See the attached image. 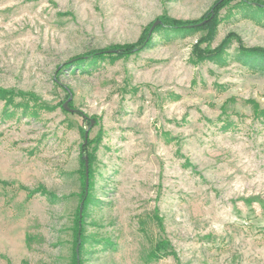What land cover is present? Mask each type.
I'll return each instance as SVG.
<instances>
[{
    "label": "rangeland",
    "instance_id": "rangeland-1",
    "mask_svg": "<svg viewBox=\"0 0 264 264\" xmlns=\"http://www.w3.org/2000/svg\"><path fill=\"white\" fill-rule=\"evenodd\" d=\"M219 1L0 0V88L46 107L0 100V264H264V10Z\"/></svg>",
    "mask_w": 264,
    "mask_h": 264
},
{
    "label": "trees",
    "instance_id": "trees-1",
    "mask_svg": "<svg viewBox=\"0 0 264 264\" xmlns=\"http://www.w3.org/2000/svg\"><path fill=\"white\" fill-rule=\"evenodd\" d=\"M226 2H228V0H220L212 8L211 12L215 15V17L213 18V21L211 22V25L213 26L211 28L212 33L216 30L214 25H217L216 16L219 13L218 10H221ZM245 2L248 5L256 6L258 10H262V11L264 10V1L263 0H245ZM198 22H195V21H179V20H174V19H168L167 20V24H169L168 27L175 29L177 31L178 30L179 31H189L193 27H199L198 24L193 26L195 23H198ZM143 39L144 40L138 44H129V45H121V46L118 45V46L112 47L110 49L111 51H93L87 57L75 58V59L71 60L70 62H68L66 65L67 66L73 65L75 67H79V66H81L82 63L86 62L87 59L95 61V60H105L108 57L116 58V57H122V56L123 57L131 56V55L135 54L136 52L142 50L145 46H147L149 44L150 38L148 39V37H144ZM222 52H223V50H221V49L219 51H214L212 54L210 51H206V54L202 55V57H200L199 60L218 58L222 55ZM243 52H244V54H242V55H244V56L259 55L260 53H262V51H260L259 49H249V50H245ZM28 96H30V97H28ZM18 98H21L23 100L25 99V102L23 101L22 104H20V103L15 104V102ZM0 100L5 101L7 106L13 105L15 107L23 108V114L27 115V116L36 115L37 110L46 108L45 106H43V105L41 106L40 104H38L37 97H35L34 95H27L23 92L15 91L13 89L8 90V89H1L0 88ZM85 148L86 147L84 146L83 150H85ZM87 156L89 157V160H90L89 166L91 167L92 157L90 155H87ZM84 162H85V155H84ZM83 178H85V175L83 176ZM40 192L47 194L45 190H41ZM82 197H84V196H82ZM89 201H90V196H88L84 200V203H83L84 217H85V213H86ZM84 217L82 219V224H81L80 223V217H79V211H78V213L76 214V221L74 222V244H75L76 248H77V246L79 248L78 252H79L80 257L82 255L84 243L87 240L85 235H84ZM165 256H176V253L171 248L168 241H166L164 239H160L154 244V247L151 251V260L158 261ZM77 262H78L77 251H75V253H74V264H77ZM80 264H83L81 259H80Z\"/></svg>",
    "mask_w": 264,
    "mask_h": 264
},
{
    "label": "water",
    "instance_id": "water-1",
    "mask_svg": "<svg viewBox=\"0 0 264 264\" xmlns=\"http://www.w3.org/2000/svg\"><path fill=\"white\" fill-rule=\"evenodd\" d=\"M64 108H65L66 110H70V109L68 108V106H67V103L64 104ZM70 111H73V110H70ZM88 136H89V133L87 132V133H86V141H85V142H87ZM88 183H89V168H88V162L86 161V184L88 185ZM81 211H82V209H81Z\"/></svg>",
    "mask_w": 264,
    "mask_h": 264
}]
</instances>
